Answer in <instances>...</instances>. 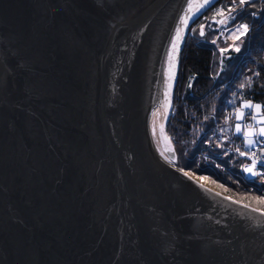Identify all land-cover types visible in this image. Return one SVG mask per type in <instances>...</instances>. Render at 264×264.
<instances>
[{
	"label": "water",
	"instance_id": "1",
	"mask_svg": "<svg viewBox=\"0 0 264 264\" xmlns=\"http://www.w3.org/2000/svg\"><path fill=\"white\" fill-rule=\"evenodd\" d=\"M189 3L0 0V264H264L258 218L161 155Z\"/></svg>",
	"mask_w": 264,
	"mask_h": 264
},
{
	"label": "trees",
	"instance_id": "2",
	"mask_svg": "<svg viewBox=\"0 0 264 264\" xmlns=\"http://www.w3.org/2000/svg\"><path fill=\"white\" fill-rule=\"evenodd\" d=\"M221 1H237L234 20L247 23L248 32L239 51L230 49L221 58L219 69L215 44L189 31L211 7L189 22L178 53L163 137L175 150V164L205 173L228 189L264 197V180L243 170L248 158L236 151L239 147L243 152L244 141L242 134L234 131L236 108L244 99L264 106V0H250L242 7L239 0Z\"/></svg>",
	"mask_w": 264,
	"mask_h": 264
},
{
	"label": "rangeland",
	"instance_id": "3",
	"mask_svg": "<svg viewBox=\"0 0 264 264\" xmlns=\"http://www.w3.org/2000/svg\"><path fill=\"white\" fill-rule=\"evenodd\" d=\"M219 1H221V0H218V2H217L218 4L215 3L214 5H212V8L211 9H209L208 11H206V13H207L206 16L204 14H202V16L203 17L205 16V17L202 18V16H201L202 19L199 22H197V24H195L194 26H191L189 28L190 29L189 31H190V35L194 34L193 36H197L199 39H206L208 41H211L212 44H215V46H216L215 50L217 51V55H218L217 58H218V60L220 58L219 63H218L217 66L220 69V68H222L220 66V64L223 61L221 58L226 57V55L228 54V52H229L230 49H235V47H239L242 44V41H243V38H244L245 35L242 36L240 38V40H236L234 37H235V35H238L239 33H236L235 32V29L239 25H241V24H247V23H245L243 21H239V20H234L235 17H236V14L238 12L237 11V1H235L233 4H225L224 3L225 1L224 2L223 1L219 2ZM232 8H235L236 9L232 13V16L234 18L228 20L227 23H225V24L219 23L218 21H220L222 18L226 17L228 15V10L229 9H232ZM220 9H223L224 10V17H222L220 15H216L217 12H218V10H220ZM200 13H201V11H200ZM197 15H195L194 17H196ZM214 15H215L216 18L213 20L212 17ZM207 18H208V20H207V22H205L203 19H207ZM210 20H213V21L210 22ZM201 25L204 26V28H203L204 35L203 36L200 35V30H201V27L200 26ZM221 49H226L227 51L222 54L221 53ZM170 101H171V99H170ZM245 101L251 102L254 105H261L262 106L261 102L259 103V102H256V101L252 100V99H244L241 102V104L236 108L237 109L236 110V114L240 110L243 109V104H244ZM170 106H171V104H170ZM243 110L245 111V109H243ZM168 111L163 112V114H159V116L157 117V120H156V123H157V134L159 136V142H160V145H161V147H162V149H163V151L165 152L166 155H167L166 149H165L166 148V145H164V143H166V142H165L164 137H163L162 128L164 130V125H165L164 122H165V119H166V117H167V115L169 113ZM252 117H255V119H254L255 124H251V126H246V127L244 126V123H243V120L244 119L243 118L240 119V120H237L236 119L237 122L235 124L234 131H235V128H236V125L237 124H240L242 128H247V127L254 128V129H256V131H259L260 128L264 127V123H261L260 122L261 119L264 118V108H262L260 110H257L255 108H253V115H252ZM242 137H243V134H242ZM262 138L263 137H255V139L257 141L255 144H258L259 142H261L262 141ZM243 141H244V137H243ZM247 148L248 147L246 146V143L244 141V149H243V152H245V150H247ZM247 158H248V156H247ZM248 163H249V159H248ZM181 168L184 171L189 172L191 175L195 176L197 179L198 178L199 179L200 178H206V179H203V180L201 179V181L203 183H205L206 185H208V186H212V187L216 188L220 192L222 191V192H224V193H226V194H228L230 196H234L235 198H237V199H239L241 201H245V202H247V203H249V204H251L253 206L255 205V206H258V207H262V205H260L256 200L251 199L252 197H259V196L255 195V194L253 195V194H249V193H246V192H243L242 193V192H239V191L234 190V189H232V190L231 189H228L227 186L223 185L221 182L219 183L214 178H212L211 176L206 175L205 173L195 172L192 169H188V168L187 169H185L183 167H181ZM248 175H250V174H248ZM220 185H223L224 187L221 188ZM225 189H227L228 191H225Z\"/></svg>",
	"mask_w": 264,
	"mask_h": 264
},
{
	"label": "snow or ice",
	"instance_id": "4",
	"mask_svg": "<svg viewBox=\"0 0 264 264\" xmlns=\"http://www.w3.org/2000/svg\"><path fill=\"white\" fill-rule=\"evenodd\" d=\"M250 0H239V5L242 7L245 4L249 3ZM211 3V0H203V3L198 4L195 7V11H193V4L189 3L188 6V10L190 13H192V15L190 16H186L182 18V23L184 25V27L182 28H177V32H176V41L173 43V51L175 52L178 48V44H179V40L181 39V33L184 31V28L187 27L188 21L189 19H192L196 14H198L200 12L201 9H203L204 7H206L208 4ZM235 8L229 9L228 10V15L226 17H224V10L220 9L218 10L216 15H220L224 18H222L220 21H218L221 24H225L227 23L228 20L233 19L234 17L232 16V13L235 11ZM253 15H255V13H253ZM215 15L212 17V19H215ZM201 30H200V35L203 36L204 35V31L203 28L204 26L201 25ZM236 33H239L238 35H235V39L236 40H240V38L242 36H244L247 32H248V25L247 24H241L239 25L236 29H235ZM236 51H239V47H235ZM227 50L226 49H221V53H225ZM171 60H174L175 57L171 56L170 57ZM172 77H174V73L172 74ZM170 77V78H172ZM250 80V78H249ZM241 88L245 87L244 84L240 85ZM261 105H254L251 102L245 101L243 104V109H257L260 110L262 109ZM240 110L237 114H236V119L240 120L244 117L245 112L244 110ZM253 119H255V117H253ZM261 123H264V118L261 119L260 121ZM163 131V128H162ZM235 131L237 133H242L243 137H244V141L246 143V146L251 149L252 146L257 142L255 137H264V127L260 128L259 131H256V129L251 128V127H247V128H242L240 124L236 125ZM153 134L155 135V128L153 129ZM169 139V138H166ZM167 152L171 153V155H165L164 152H161V155L164 157V159L166 161H168L169 163L173 164V166H175V154H174V149L172 148H167L166 149ZM236 151L239 153V155L241 156H245L248 155V153L246 152H241L239 147L236 148ZM260 164V166L262 168H264V160L261 159L260 156H257L256 153H251V163L250 164H246L244 165V172L250 174L253 177H260L262 180H264V173H261L260 171L257 170V165ZM180 171H183V169H180ZM184 175L188 176L190 175L189 173L185 172ZM200 179H206V178H200ZM199 187L204 189L205 192H212V189L206 188L204 183H200ZM221 188H223V185H220ZM225 191H228L227 189H225ZM217 196H220L221 193L216 192L214 193ZM223 199L228 200L230 203L232 204H236L238 205L240 208L244 209L246 214L251 215L253 218H258V222L264 226V197H252L251 199L256 200L260 205H262V207H253L251 204L248 203H244L241 200H236L231 196H224Z\"/></svg>",
	"mask_w": 264,
	"mask_h": 264
},
{
	"label": "built area",
	"instance_id": "5",
	"mask_svg": "<svg viewBox=\"0 0 264 264\" xmlns=\"http://www.w3.org/2000/svg\"><path fill=\"white\" fill-rule=\"evenodd\" d=\"M245 115L243 117V123L244 126H251V124H255L254 119L252 117L253 115V109H245ZM246 153H248V159H249V164L251 163V153H256L257 156H260L262 160H264V137L262 138V141L259 142L258 144H255L252 146L251 149L247 148V150H245ZM262 167L260 166V164L257 165V170L262 172Z\"/></svg>",
	"mask_w": 264,
	"mask_h": 264
},
{
	"label": "flooded vegetation",
	"instance_id": "6",
	"mask_svg": "<svg viewBox=\"0 0 264 264\" xmlns=\"http://www.w3.org/2000/svg\"><path fill=\"white\" fill-rule=\"evenodd\" d=\"M218 2V0H216V2L215 3H217ZM215 3H210V4H208L206 7H204L203 9H206V8H208V7H211L212 8V5H214ZM202 9V10H203ZM202 12V11H201Z\"/></svg>",
	"mask_w": 264,
	"mask_h": 264
},
{
	"label": "bare ground",
	"instance_id": "7",
	"mask_svg": "<svg viewBox=\"0 0 264 264\" xmlns=\"http://www.w3.org/2000/svg\"><path fill=\"white\" fill-rule=\"evenodd\" d=\"M191 176H193V175H191ZM194 178H196L195 176H193Z\"/></svg>",
	"mask_w": 264,
	"mask_h": 264
}]
</instances>
